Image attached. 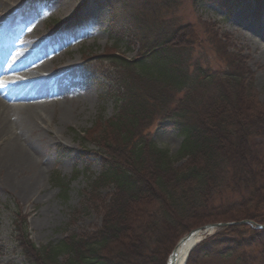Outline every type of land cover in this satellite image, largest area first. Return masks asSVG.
Returning a JSON list of instances; mask_svg holds the SVG:
<instances>
[{
    "label": "trees",
    "instance_id": "1",
    "mask_svg": "<svg viewBox=\"0 0 264 264\" xmlns=\"http://www.w3.org/2000/svg\"><path fill=\"white\" fill-rule=\"evenodd\" d=\"M106 1L111 9H125L130 0ZM170 1L142 0L137 5L142 17L117 34L127 49L139 45L137 58L106 52L105 62L116 69L112 75L103 60L85 62L87 75H102L117 89L118 112L108 127L124 146L118 150L122 159L107 154L110 160L86 193L91 201L101 189H114L101 205L102 226L87 236L37 246L15 209L13 234L25 264H165L175 244L195 228L243 220L264 224V111L252 74L216 34L203 38L192 26L166 19ZM227 2L264 9V0ZM64 24L48 27L56 32ZM202 44L216 54L220 69L215 72L192 58ZM147 120L173 123L182 136L176 155L147 138ZM54 183L66 195L63 181ZM142 200L156 208L130 211ZM250 233L257 231L240 225L217 230L196 247L188 264H264V250L235 240L250 239L245 236Z\"/></svg>",
    "mask_w": 264,
    "mask_h": 264
},
{
    "label": "rangeland",
    "instance_id": "2",
    "mask_svg": "<svg viewBox=\"0 0 264 264\" xmlns=\"http://www.w3.org/2000/svg\"><path fill=\"white\" fill-rule=\"evenodd\" d=\"M141 2L127 1L125 9H111V2L106 0H21L19 3L23 10L21 15L17 14L16 20L11 19V22L15 21L9 28L11 37L38 41L44 49L46 64L53 59L49 65L53 75L50 92H54L50 102L65 105L68 115L61 117L62 104L50 105L48 127L41 135L47 143L45 152L40 155L43 171L38 186L30 194L24 193L22 186L30 184L32 171L10 177L8 181L4 174L0 175V264H25L17 244L18 237L13 234L15 209L26 220L29 241L37 246L58 244L71 236H87L102 226L104 210L101 205L110 201L114 189H101L91 201L87 200L86 193L105 162L110 160L107 154L114 155V160L122 159L118 150L124 151V146L108 127L118 112L117 89L112 88L102 75H87L85 62L87 58H94L92 63L97 65L103 60L102 67L106 72L110 69L112 75L116 69L105 62L103 56L106 52L128 60L138 57L139 45L127 49L125 41H120L117 34L124 25L132 26L137 17H142L140 6L137 7ZM247 3L239 2L238 7L227 0H171L165 10L166 19L181 26H192L203 38L214 33L221 39L226 52L243 57L252 74L257 102L264 111V9ZM257 10H260L259 14H256ZM55 21L68 22L52 33L48 25ZM202 45L192 52L194 61H205L208 66L203 64L204 67L213 72L220 69L216 54ZM146 133L158 148L172 155L178 153L182 136L170 120H153ZM110 144L107 152L105 148ZM56 178L66 185V195L54 183ZM154 204L142 200L129 208L145 213L154 210ZM254 227L250 226V232L255 230L256 235L250 233L245 235L246 238L251 236L250 239L239 236L235 240L239 245L244 244L250 249L255 247L262 252L264 235L259 232L264 228L258 230ZM169 256L165 264L169 263Z\"/></svg>",
    "mask_w": 264,
    "mask_h": 264
},
{
    "label": "bare ground",
    "instance_id": "3",
    "mask_svg": "<svg viewBox=\"0 0 264 264\" xmlns=\"http://www.w3.org/2000/svg\"><path fill=\"white\" fill-rule=\"evenodd\" d=\"M20 2L0 0V175L4 174L8 181L32 171L30 184L22 186V191L30 194L38 186L43 171L40 155L47 143L41 135L48 127L49 107L62 103L50 102L54 92H50L53 75L49 65L53 59L46 64L44 49L38 41L11 37L9 28L15 22L11 19L16 20L23 10ZM60 114L62 118L68 115L63 104ZM197 240L192 238L178 249L175 264L184 263L189 248Z\"/></svg>",
    "mask_w": 264,
    "mask_h": 264
},
{
    "label": "water",
    "instance_id": "4",
    "mask_svg": "<svg viewBox=\"0 0 264 264\" xmlns=\"http://www.w3.org/2000/svg\"><path fill=\"white\" fill-rule=\"evenodd\" d=\"M250 224H252V223L251 222H247V221H242V222H239L238 224L237 223H228V224H226V223H217V224H209V225H206L205 227L195 229V231L191 232L187 237H185L180 242V244L184 243L187 239H189L190 236H193V235H196V234H206V233L213 232V231H215L217 229H220V228H228V226H239V225H250ZM260 228H264V225L261 226ZM174 257H175V253L170 258L171 264L174 263Z\"/></svg>",
    "mask_w": 264,
    "mask_h": 264
}]
</instances>
